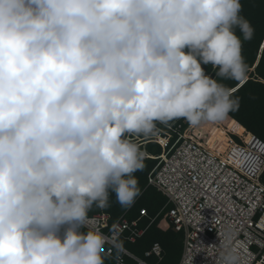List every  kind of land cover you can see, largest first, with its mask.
Masks as SVG:
<instances>
[{"label":"clouds","instance_id":"clouds-1","mask_svg":"<svg viewBox=\"0 0 264 264\" xmlns=\"http://www.w3.org/2000/svg\"><path fill=\"white\" fill-rule=\"evenodd\" d=\"M241 13V0H0V264H105L90 213L139 196L130 137L237 107L226 82L246 79L255 31Z\"/></svg>","mask_w":264,"mask_h":264},{"label":"built area","instance_id":"built-area-1","mask_svg":"<svg viewBox=\"0 0 264 264\" xmlns=\"http://www.w3.org/2000/svg\"><path fill=\"white\" fill-rule=\"evenodd\" d=\"M162 125L141 139L160 146L157 155L145 153L156 159L145 187L162 193L166 202L144 227L124 213L113 223L106 213L91 214L107 238L105 264H153L145 259L151 256L161 260L163 249L158 242L143 257L125 246L117 255L111 242L113 235L134 242L160 214L158 225H171L182 236L177 264L185 250L197 244L203 247L193 264H220L226 251L237 256L238 264H264V141L244 128L242 133L225 128L227 145L219 151L207 143V130L201 125L176 121ZM147 215L145 208L139 209V217Z\"/></svg>","mask_w":264,"mask_h":264},{"label":"trees","instance_id":"trees-1","mask_svg":"<svg viewBox=\"0 0 264 264\" xmlns=\"http://www.w3.org/2000/svg\"><path fill=\"white\" fill-rule=\"evenodd\" d=\"M241 4V14L251 22L255 31L251 40L243 42L242 54L248 65L246 79L239 82H226L232 90L233 97L238 101L237 107L228 114V117L240 124L247 132L264 141V0H241ZM204 67L206 73L214 75L210 66ZM230 118L225 119V126L241 131V128ZM175 121L182 122L183 125L187 122L184 119H176L168 123ZM157 126L162 127L163 125L157 123ZM204 129L209 133L208 126H205ZM137 137L143 138V135ZM136 143L140 150H145L148 155L154 156L160 153V146L149 139H140ZM155 164L156 159L144 157V168L135 174L139 180L140 194L131 207L122 208L113 198L110 207L94 209L90 215L97 212L106 213L109 215V222L113 223L124 213L129 220L138 219L139 227L146 226L150 218L166 202V197L162 193L153 187H145L147 174ZM261 181L264 184V170L261 174ZM140 208H145L148 215L139 217ZM160 217L161 214L134 242L127 241L122 237L119 238V241H122L123 246L140 257L144 256V251L149 249L154 242H158L163 249L161 260L156 261L152 256L145 259L153 264H177L181 254L182 236L179 232L174 231L171 225L164 229L159 227Z\"/></svg>","mask_w":264,"mask_h":264},{"label":"rangeland","instance_id":"rangeland-1","mask_svg":"<svg viewBox=\"0 0 264 264\" xmlns=\"http://www.w3.org/2000/svg\"><path fill=\"white\" fill-rule=\"evenodd\" d=\"M227 118H229V117H227ZM226 118V119H227ZM225 120H223L222 122H217V123H205V124H202L201 126H203L204 128H205V126H208V130L209 131H213L214 133H216V134H221L222 132H225V128H227V126L225 127L224 125H225ZM235 129V128H234ZM234 129H232V130H234ZM243 130L241 129V132H242ZM206 134V133H205ZM208 134V133H207ZM144 137V136H143ZM132 138H134V142H137L138 140H140L141 139V137H139V138H136V137H132ZM208 144L212 147V148H217V149H220V147H222L223 146V144H221V141L218 139V138H215L213 141H211V142H208ZM226 146V144H224V147ZM143 153H144V157H146L145 156V150H141ZM159 222V221H158ZM168 228L170 227V225H168L167 226Z\"/></svg>","mask_w":264,"mask_h":264},{"label":"bare ground","instance_id":"bare-ground-1","mask_svg":"<svg viewBox=\"0 0 264 264\" xmlns=\"http://www.w3.org/2000/svg\"><path fill=\"white\" fill-rule=\"evenodd\" d=\"M202 128H204V127L202 126ZM240 133H242V132H240ZM215 138H218L221 141V144H223V146L220 147V149H218V150L223 151L224 148L226 147V146L224 147V144L227 145L225 132H222L221 134H216L213 131H209L208 135H206L207 143L213 141ZM245 138L247 139V136H245ZM215 149H217V148H215Z\"/></svg>","mask_w":264,"mask_h":264},{"label":"crops","instance_id":"crops-1","mask_svg":"<svg viewBox=\"0 0 264 264\" xmlns=\"http://www.w3.org/2000/svg\"><path fill=\"white\" fill-rule=\"evenodd\" d=\"M230 118V117H229ZM230 120H232V122H234L235 124H237L242 130H244L243 129V127L240 125V124H238L236 121H234L232 118H230ZM225 126V125H224ZM226 127V126H225ZM227 129H229V130H232V129H230V128H228L227 127ZM234 131H236V132H238V133H240L241 131H239L238 129H234ZM163 225H164V223H163ZM160 227V226H159ZM162 228V227H161ZM165 228V227H164ZM163 228V229H164Z\"/></svg>","mask_w":264,"mask_h":264}]
</instances>
